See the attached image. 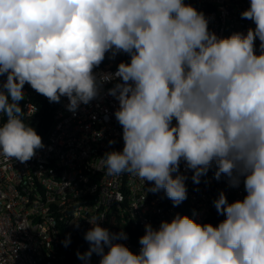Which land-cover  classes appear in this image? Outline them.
<instances>
[{
    "label": "clouds",
    "instance_id": "clouds-1",
    "mask_svg": "<svg viewBox=\"0 0 264 264\" xmlns=\"http://www.w3.org/2000/svg\"><path fill=\"white\" fill-rule=\"evenodd\" d=\"M240 15L254 27L220 37L185 0H0V157L25 163L44 147L21 106L26 84L49 103L66 97L75 113L116 81L107 94L118 101L124 146L100 158L106 175L149 182L175 207L187 199L185 173L199 184L214 164L215 179L246 193L229 203L219 192L213 206L225 219L216 226L195 212L146 223L138 253L94 218L79 259L264 264V0ZM122 53L130 61L114 73L96 71Z\"/></svg>",
    "mask_w": 264,
    "mask_h": 264
},
{
    "label": "built area",
    "instance_id": "built-area-1",
    "mask_svg": "<svg viewBox=\"0 0 264 264\" xmlns=\"http://www.w3.org/2000/svg\"><path fill=\"white\" fill-rule=\"evenodd\" d=\"M185 2L203 12L209 30L220 37L254 27L240 15L249 0ZM117 67L111 61L96 71L114 73ZM115 82L104 84L100 96L81 104L75 113L67 110L69 101L62 97L42 137L44 147L31 160L20 163L0 157V264H68L79 243L82 253L88 250L84 234L91 227L89 221L96 222L94 218L102 219L101 226L111 233H126L127 239L117 242L138 253L146 223L158 227L162 220L186 211L188 216L195 212L197 221L216 226L225 219L213 206L219 192L226 194L229 203L246 195L242 184L230 187L224 175L215 179L214 164L199 184L191 180V171L185 173L187 199L175 207L163 190L148 191L149 182L129 174L106 175L100 158L124 146L122 127L114 116L118 101L107 94ZM29 88L26 84L25 95ZM24 110L25 118L36 112L31 102L24 104ZM181 172H185L183 163ZM66 240L70 242L64 246ZM99 260L93 253L87 261L80 259V264H99Z\"/></svg>",
    "mask_w": 264,
    "mask_h": 264
},
{
    "label": "trees",
    "instance_id": "trees-1",
    "mask_svg": "<svg viewBox=\"0 0 264 264\" xmlns=\"http://www.w3.org/2000/svg\"><path fill=\"white\" fill-rule=\"evenodd\" d=\"M109 57H110V54L106 55L105 60L102 62V64L99 66L98 69L105 67L111 61H114L116 64H119L122 61L123 62L130 61L129 55L123 54V53L118 54L114 59L109 58ZM26 102H31L32 104H34L37 110L35 114L25 119L29 123V125L34 127L37 133L41 137H43L49 128L53 112L60 105L61 101L60 103H49L47 98L36 93L33 89L29 88L27 95H25V99L21 101V106L23 109H24V104ZM2 122H3V119H0V123ZM180 214L187 215L186 211L185 212L180 211ZM78 252L82 253V247L80 246V243L77 245V249L72 250L71 255L69 256V259H68V264H80V259L77 256Z\"/></svg>",
    "mask_w": 264,
    "mask_h": 264
}]
</instances>
